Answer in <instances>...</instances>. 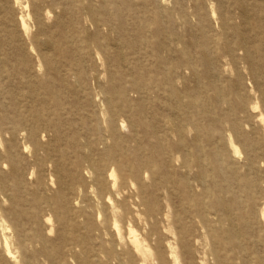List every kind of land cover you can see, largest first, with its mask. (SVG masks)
Masks as SVG:
<instances>
[{"label":"bare ground","instance_id":"obj_1","mask_svg":"<svg viewBox=\"0 0 264 264\" xmlns=\"http://www.w3.org/2000/svg\"><path fill=\"white\" fill-rule=\"evenodd\" d=\"M189 1L193 13L178 22L170 0H28L36 32L25 15L28 41L11 32L22 41L15 57L25 77L40 67L65 79L78 58L94 66L100 59L113 75L98 105L100 132L74 145L85 150L75 169L42 143L59 131L52 119L63 109L57 85H46L48 77L40 85H0V264L99 258L102 246L90 251L76 227L68 228L92 214L112 237L107 264L110 256L118 264H264V213L246 216L241 204L256 206L264 196V112L250 102L256 93L264 109V0ZM10 4L21 0H0L8 20ZM183 27L194 53L183 44ZM132 85H146V105L133 106L139 91ZM126 121L139 129L127 138ZM21 136L25 150L33 147L30 163L18 150ZM29 165L44 192L25 191ZM79 191L87 205L77 213ZM200 246L211 248L205 261L196 258Z\"/></svg>","mask_w":264,"mask_h":264},{"label":"rangeland","instance_id":"obj_2","mask_svg":"<svg viewBox=\"0 0 264 264\" xmlns=\"http://www.w3.org/2000/svg\"><path fill=\"white\" fill-rule=\"evenodd\" d=\"M209 1L213 2L215 6L219 5L217 0ZM27 5L28 0H21V6L13 7L10 4L9 7L11 14L9 20L6 18L5 10L0 9V38H5V40L3 41L4 44L1 45L0 43V53L4 52L8 54L7 57L0 56V85H40L39 81L47 80V77L49 79V82L46 85H57V89H59L58 97H60L58 103L63 106V109L59 110L57 116H53L56 119H52L54 120L53 122L58 125L59 131L56 133L49 132L44 134L45 137H43L42 143L46 147L50 146L53 149L55 155L60 153L62 156L68 159L67 164L65 162L64 167L68 169H75V167H77V162H79L84 156L85 150L81 148L79 152V149L76 150L74 145L78 144L79 146H81L86 138H88L89 136H94L100 132L99 125H102L100 119L102 118L103 114L102 109L98 105L100 104V98L102 96V88H107L110 86V77L113 74L107 73V70L105 66H103L100 59H97V62L94 66L90 63V59H83L84 62H81V58H78L77 65H75L77 61H74L71 68L64 73L65 79H62L59 76L55 77L54 72H49L46 68L40 67L34 68V72L31 77H25L24 68L18 60L19 58L15 57V54L20 52L17 48V45L21 44L22 41L12 40L11 32L16 31L17 34L23 39V41H28L29 36H23L22 34V15H25L26 22L31 28V33L36 32L34 21L36 11L33 7L27 8ZM170 8L171 11L175 13L178 22H180L184 18L185 13L192 14L194 9L192 3L189 0H170ZM53 18L55 19V15H53ZM53 18L51 19L50 23L54 20ZM191 22L193 35L196 36L197 39H200V25L197 24L194 17H192ZM205 29L208 30L206 27ZM182 33L183 44L186 45L190 50H192V53L196 52L194 47H189V42L191 39L190 33L184 27L182 28ZM42 38L44 39L45 37ZM29 53H31L30 50ZM11 54L14 55L12 56ZM112 73L116 72L112 70ZM187 76L189 75L187 74ZM94 77L96 78L94 79ZM229 77H232V74H229ZM245 80L249 87H253V83L251 80H249V78L245 77ZM98 81L101 83V85L98 84ZM115 86L119 87L121 85ZM145 87L146 85H132L134 91H139L136 94H131V97L134 101L133 106H136L137 102H140V104L142 105L147 104L148 100H146L145 95L149 94L145 92ZM91 90L93 93L89 94ZM250 100V102H252L253 104L258 102L261 106L259 110L261 112H264L261 99L256 95V93L254 97L250 98ZM41 107L45 108V105H41ZM47 111L49 112V114L53 112L52 108H48ZM164 113L166 114V112ZM219 113L220 112H217V116H219ZM120 120L121 119L117 120L118 125L121 124ZM200 121L203 125L210 123V119L207 117L202 118ZM125 125L126 127L125 129H122L121 134L126 138L132 136L135 130H139L138 128L134 129L130 125L129 121H126ZM185 131L187 132V134L194 133L191 126H185ZM18 146V150L25 158V161L30 163L33 159L31 152L33 147L31 148V150H25L23 148L24 139L22 138V136L18 141ZM40 153L41 155H44L43 151H41ZM241 161H243V156H241ZM238 164L242 165V163H237V165ZM28 168L29 170L26 179V192L31 191L37 187L36 179L39 176V171L37 169H34L32 165H29ZM83 176L86 179L89 178L87 171L84 170ZM56 182L54 180L52 186H49V190L52 191V193L58 190L59 185ZM37 188L39 193L45 191V188L43 186ZM52 193L50 192L49 194ZM161 203L167 204V201L162 200ZM255 203L257 204L256 206H254L252 200H243L241 204L242 207L244 206V213L246 216H248V213H250L251 209H255L258 213H264V196H262L261 199L257 200V202L255 201ZM72 205L77 213L85 209L87 203L85 202V196L82 192L79 191L78 195L73 198ZM233 207L236 209V206ZM73 226L76 227L78 234L83 238L85 243H87L90 251L93 247L94 249H97L98 247L102 246L105 253L99 258H92L88 256L86 262L68 256L65 260L59 261L58 264H107V258L109 257L106 255V250L109 249V247H112V237L110 232L102 224L101 219L96 214H92L87 217L77 216V219L75 221H70L68 228ZM6 236L9 238L10 243L13 244V248H15L16 240L12 238V233H7ZM55 237V234H52L50 236V238L52 239H54ZM117 248L119 249V247ZM225 248L226 246H224V249ZM51 249L54 250L55 248ZM210 249V246H200L198 247V249L195 248L196 258L200 261H205V259H208L205 256V251L209 252ZM78 251V253H81L80 249H78ZM224 252L225 251H223L222 253L224 254ZM26 253L28 252L23 251V255H25ZM7 264L18 263L10 257L7 260ZM109 264L118 263L117 260H114L113 256H110Z\"/></svg>","mask_w":264,"mask_h":264}]
</instances>
